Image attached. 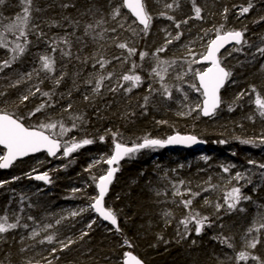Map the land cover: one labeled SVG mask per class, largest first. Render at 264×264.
<instances>
[{
  "label": "trees",
  "instance_id": "1",
  "mask_svg": "<svg viewBox=\"0 0 264 264\" xmlns=\"http://www.w3.org/2000/svg\"><path fill=\"white\" fill-rule=\"evenodd\" d=\"M61 2L34 0V7L41 11H32L25 30L26 39L17 40L16 34L5 37L7 47H0V93H3L0 109L23 118L25 126L47 123L49 118L51 122H62L72 130L60 136L58 123L57 128L48 133L61 140L62 148L64 142L70 145L73 138L77 141L89 138L94 143L81 147L66 159L48 160L39 154L17 162L7 172H0V181L8 182L0 187V216L7 215L8 223L19 221L17 228L0 233V264H48L49 261L52 264H121L125 251L133 253L143 264H257L251 258L237 262L240 251L264 261V229L260 230V243L256 248L247 247V242L257 235L256 232L247 234L249 227L254 221L257 226L264 223V171L259 167L264 164V117L259 115L255 103L257 94L264 98V56L258 52L259 48H264V0H195L196 6L202 9L201 19L194 18L193 0H177L179 7L174 5L172 9L164 5L173 0H160V3L146 0L154 17L146 35L122 9V16L117 21L109 20L105 27H114L117 22L124 27L118 28L116 33L109 31L98 43L84 37L83 24L89 22V17L78 15V9L83 11L88 7L87 0H73L76 7L67 9L59 6ZM117 3L120 0H114V4ZM249 3L252 8L240 15V8ZM225 8L229 9L226 19ZM108 11L110 9L105 7V12ZM161 11L175 20L160 16ZM63 16L80 19L81 26L74 27L63 20ZM123 16H127V20ZM184 20L188 23H181ZM52 21L59 22L60 26L50 27ZM129 25L135 29V34ZM221 25L224 26L221 33L243 32L246 43L234 48L239 49L234 50L236 57L222 60L224 68L232 74L221 93L219 110L211 119L202 120L197 110L192 111L200 102L199 92L194 90V97L185 101L178 99L177 93L181 91L176 89H182L183 81L176 77L184 76L191 68H200L190 62L203 55L206 41L216 35L215 29ZM209 29L212 31L205 35ZM40 32L46 34L44 38L39 37ZM73 32L84 37L83 43L76 42V36L70 35ZM65 35L72 41L71 48L58 41ZM176 35H180L179 40L172 39ZM113 36L116 43H127L137 53L129 57L126 49L117 48L109 38ZM168 39H172V43L157 52ZM53 40L58 41L55 53L49 47ZM17 43L25 47L23 54L12 51ZM59 48L70 51L71 56H61ZM139 52H146L147 56L141 60ZM94 54L97 59L103 56L111 62L104 69L99 65L94 68L95 60L83 62ZM14 55L17 59L13 61ZM41 55L54 58V72L42 70ZM114 56H120L121 60L113 59ZM158 60L168 63L158 66ZM5 61L10 65L5 67ZM153 68H158L163 80L150 74ZM109 73L112 76L104 79L99 94H94L96 80L100 76L108 77ZM62 74L63 80L56 85L54 77ZM125 74L142 78L131 92L124 90L131 86L130 81H123ZM88 80L92 83L86 84ZM162 84L171 92V98ZM253 86L256 92L252 91ZM110 88L117 90L112 92ZM30 92L35 95L21 104L20 98ZM43 92L50 95L44 96ZM85 95L90 97L88 101L84 100ZM42 103L46 107L29 117V112ZM69 104L71 109L65 111ZM74 123L76 128H72ZM175 133L194 135L206 141V147L200 152L147 149L126 158L104 200L105 207L116 213L121 233L96 220L89 228V216L79 215L63 220L34 238L29 237L31 228L51 212L74 204L90 206L96 197L94 184L106 171L105 160L111 155L114 139L132 146L145 136L162 140ZM100 136L105 137L103 142ZM244 140L251 143H242ZM224 167L229 171L224 172ZM45 172L50 190L33 195L41 186L35 176ZM238 172L241 173L239 180L236 179ZM16 177L18 179H14ZM235 187L251 199H242L235 210H228L225 200ZM177 191L180 194L174 195ZM157 192L161 195L157 196ZM188 199L192 200L191 210L209 217L212 226L206 225L197 236L194 225H189L190 234L181 240L177 230L183 233L184 226L179 221L189 211L182 200ZM216 204L222 206L219 213ZM165 211L172 213L167 225L163 217ZM83 233L87 235L81 239ZM217 235L230 237L233 248L212 238ZM48 236L53 237L51 242ZM125 237L132 247H121ZM69 240L72 243L61 251L62 244Z\"/></svg>",
  "mask_w": 264,
  "mask_h": 264
},
{
  "label": "snow or ice",
  "instance_id": "2",
  "mask_svg": "<svg viewBox=\"0 0 264 264\" xmlns=\"http://www.w3.org/2000/svg\"><path fill=\"white\" fill-rule=\"evenodd\" d=\"M5 0H0V4H4ZM156 3H160V0H155ZM88 7L85 8L83 11L77 10L78 15L80 17L87 16L89 17V22H85L83 24V33L84 37H91L93 43H98L99 41H102L105 39V34L109 31L112 33H116L118 28H123L124 24L121 22H117L116 26L108 28L105 27L109 23V20L111 21H117L118 17L122 16V9H128L132 16L135 17V20L133 23H139V25H142L143 28L141 31L146 35L148 33V30L150 28L151 22L153 20V15L149 12L146 0H121L120 3L114 4V0H87ZM20 4L22 6V14H17L16 20L12 23H9L6 26V32H11L15 34L16 32H19V35L17 36V40H19L21 37H25L26 39V33L24 31V26H26L29 21L31 20V13L32 11H41L39 7H34V0H20ZM179 7V4L177 3V0H173V3H167L164 5L166 9H172L174 7ZM59 6L62 9L67 8H75L76 4L73 2V0H62V2L59 4ZM105 7L109 8L110 11L107 13L105 12ZM252 8V4L249 3L247 7L240 8V15L246 14L249 12V10ZM193 11L195 13V19H201V12L202 9L198 6H196L195 0H193ZM229 9L225 8L223 10L225 19L227 18V13ZM160 16L165 17L169 20H175V18L171 15H168L167 12L161 11L159 13ZM107 17V19H106ZM127 16H123L124 20H127ZM190 17L189 19H191ZM63 20L68 21L70 24H72L74 27L79 28L81 26V20L80 19H73L69 16H63ZM181 23H188V20H184ZM60 26L59 22L52 21L50 23V27H57ZM176 27L179 28L180 24L177 23ZM223 25L220 26V28L215 29L216 35L214 39L209 40L207 45V52L206 54L202 55L203 61L210 62V67L205 68L202 71L195 72V76L199 80V85L191 84L189 87L193 88L197 92H201V95L204 97L203 99V105L201 107L200 104H197L195 108L192 109V111H196L199 109L202 111V114L205 116L211 115L215 112L216 108L220 104V97L218 95L219 90L224 86L225 82L228 80V78L231 76V72L226 70L224 67L221 66L220 60L217 58V53L220 52L221 48H224V46L230 42H235L236 44H241L243 41L244 33L241 31H226L221 33V29H223ZM99 29V31H97ZM129 29L133 31L135 34V29L129 25ZM209 31H212V29L206 30L205 35ZM46 34L43 32L39 33L40 38H44ZM70 35L76 36L75 32L71 33ZM84 37L76 36V42L77 43H83ZM112 39L115 46L119 49H126L128 52V56L131 57L132 55H135L137 53V50L134 47H130L127 43L119 42L116 43V37H109ZM172 39L179 40L180 35H176ZM172 39L166 40V44L160 48H158L157 52H162L165 50L167 44L172 43ZM59 42H62L64 45L71 48L72 41L69 39L68 35H65L64 37L58 38ZM58 41L53 40L49 47L51 48L52 52L55 53L58 50ZM0 47H7V41L3 34H0ZM101 48L104 47V45H100ZM25 47L21 44L17 43L15 48L12 49L13 52L23 54L25 52ZM235 51H239V49H234ZM59 51L61 53V56H71L70 51H65L63 48H59ZM258 52L261 56H264V48H259ZM191 54V51L190 53ZM147 56L146 52H139V57L141 60H143ZM17 59V56H13L12 60L14 61ZM79 59V57H77ZM95 60V63L93 64V67L95 68L97 65H99L100 69H104L107 64H109L111 61L106 60L103 56H100L99 59L95 56L87 57L83 61L84 63H87V61ZM113 59L115 60H121L120 56H114ZM40 61L42 64V70L48 73H52L55 71V60L50 55H41ZM123 62V61H122ZM196 59H193L190 62L191 63H198ZM158 66L162 64H167V61H161L158 60ZM10 65L9 61H5L4 66L7 67ZM189 65V66H190ZM136 67V64L133 63V68ZM164 72L167 71V69H163ZM150 74H155L156 76H159L161 80L164 79V76L161 75V72L158 70V68H153L151 70ZM31 74H29L30 76ZM112 76V73L108 74V77L100 76L99 79L95 82V87L92 89V92L94 94H99L102 82L106 78H110ZM64 76L63 74L59 77H54V82L56 85H59L61 81L63 80ZM123 81L125 82H131V86L125 88V92H131L132 88L137 87L141 81L142 78L140 75H128L125 74L122 76ZM177 80H183L184 77L182 75H177ZM86 84H91L92 81L88 80L85 82ZM120 87H123V85H120ZM151 89V86H149ZM161 87L164 89V92L167 93L168 98H171V92L165 85H161ZM116 88H110L109 91L115 92ZM177 91H181L179 87L176 89ZM37 92L40 91L39 88L36 89ZM252 91L256 92L255 86L252 87ZM44 96H49L50 93L43 92ZM0 95H3V93H0ZM30 95H35V93L30 92L28 95H24L20 98V103H24L29 99ZM186 95V94H185ZM240 97H237L239 99ZM90 97L88 95L84 96V100L88 101ZM145 102L147 103L148 97H144ZM255 103L257 105V111L259 112V115L261 117H264V98H261L259 94H257ZM46 107L45 104H40L38 107L35 108L34 111L29 112V117L34 116L36 113L41 112ZM72 105L69 104L65 111L68 109H71ZM231 110V109H229ZM21 117H14L13 114H9L8 112L4 111L3 109H0V145L3 146L4 149H6V152L3 156H0V169H5L10 167L14 161H16L18 158L27 156L31 153L40 152L41 150H46L49 156H56L57 152L61 149V140L55 138L54 134H48L50 130L57 128V125L59 123L60 128V136H63L65 133L71 131L72 129L66 128L62 122H51L49 118V122H41L39 125L31 127V126H25V124L22 122ZM78 119H80L78 117ZM77 125L74 123L72 125V128H76ZM115 137V133L113 134ZM100 141L103 142L105 137L100 136ZM196 137L194 136H170L167 140H161V139H154L149 138L148 136H145L143 138V141L141 143H133L131 147L125 146L123 143L116 142L114 139L115 144V152L112 154L109 158L105 160V162L110 166L106 175H101L99 177V182L96 184V187L99 190V195L94 199V203H91L89 206L91 209H94L95 212L99 214L105 221H109L113 226H115V231L117 233H121V229L118 225L117 215L111 208H105L103 206V200L105 197L106 192L108 191V186L111 184L113 179V174L118 170L115 167H111L114 164H118V162L123 159L125 156H133L135 153L139 152L141 149H155L158 147H164L166 144H177V143H195ZM242 143H251V141L244 140L241 141ZM262 142H264V138H262ZM94 140L89 138H83L79 141H77L75 138L72 139L71 144L69 145L68 142H64L63 144V156L67 157L71 153L75 152L76 150L80 149L81 147L85 145L93 144ZM220 143H224V141H220ZM103 159V157H102ZM203 159L207 160V157H203ZM249 163H254L253 161H249ZM92 165H89V168H91ZM259 167L264 168V164L259 165ZM224 172H228L229 168L224 167ZM241 178V173H236V179L239 180ZM18 179V177L14 178ZM35 179L42 180L45 183L49 182L48 173L45 172L41 175H36ZM8 183L7 181H0V187L3 186V184ZM183 183V181H181ZM157 196L161 195L160 192L156 193ZM180 194L178 191L174 193V195ZM250 200L251 197L244 196L241 193V189L239 187H235L232 189V192L228 194V198H226L225 203L227 204L228 210H235L237 208V205L240 203L241 200ZM183 206L188 209V215L181 219L179 221L180 225L184 226V232L181 233L179 229L177 230V235L181 240L187 238V234H190L191 229L189 228V225H194V232L197 236L201 235L206 225L208 227L212 226V222L209 217L207 216H201L199 212H193L190 208V205L192 204V200H182ZM207 203V201H206ZM216 212L219 213L221 211L222 206L220 204H216ZM88 208H82L80 209V212L88 211ZM243 211V209H240ZM78 212H72L71 215L76 216L78 215ZM172 216V213L170 211H165L163 213V217L165 219V224H169L171 221L169 217ZM29 219H32V217H29ZM94 222V221H93ZM19 221L17 220V223H8V216H0V233H6L10 229H15L18 227ZM59 223V221H57ZM27 227V225H24ZM50 227V225H49ZM89 228H91V224H89ZM264 229V223H259V225H256V222H253V226L249 227L247 230V234H251L253 232H256L257 235L253 237L250 241L247 242V247L251 249H255L257 244L260 243V237L259 233L260 230ZM37 235V233H33V236ZM84 235H87V233H83L81 236V239ZM159 239H162V237H158ZM213 239L219 240V242L223 245H226L228 248H233V244L230 242V237H223L221 235H217L212 237ZM48 242H51L53 240L52 236L47 237ZM43 241H41L42 243ZM179 242V241H178ZM72 243L71 240L67 244H62L61 251L69 247V245ZM193 244L196 243L195 240L192 242ZM132 247V244L128 240L127 237L123 239V243L121 247ZM23 251V249H21ZM56 249H53V252H55ZM124 259L122 264H142V262L131 252L125 251L123 253ZM249 258L252 260L257 261V264H264V261H261L260 257L251 254L246 251H240L237 256L236 260L239 261H247ZM31 264V262H29ZM48 264H52L51 261L48 262Z\"/></svg>",
  "mask_w": 264,
  "mask_h": 264
},
{
  "label": "rangeland",
  "instance_id": "3",
  "mask_svg": "<svg viewBox=\"0 0 264 264\" xmlns=\"http://www.w3.org/2000/svg\"><path fill=\"white\" fill-rule=\"evenodd\" d=\"M12 7L13 9L9 12V8ZM22 14V6L20 4V0H5L4 4L0 5V34H3L5 37H7L8 35H19V32H16L15 34L11 33V32H6V26L9 23H12L16 20V16L17 14ZM28 28V24L26 26H24V31L27 30ZM211 40V39H209ZM209 40L206 41V46L208 45ZM187 49H191L190 46H186ZM225 59H230L233 57H236L237 54L234 50H230L228 51L225 55H224ZM204 70V67H200L199 69L196 68H191L188 71H186L184 73V79L182 80V89H181V95L183 97L186 98H193L195 95L194 89L189 87V85L194 84L195 83V72L197 71H202ZM186 94V95H185ZM200 94V92H199ZM197 112H199V109H197ZM58 160L62 159V156L57 157ZM29 189V188H28ZM27 189V190H28ZM49 187L47 186V184H42L41 186H39L35 191H33V195H37L43 191H49ZM31 192V189H30ZM82 208H88V211L85 212H80V209ZM72 212H78L79 215H86L89 216L88 218V225L93 223V214L91 212V209L89 206L86 205H81V204H74L71 206H67L65 208H62L61 210L58 211H53L51 212L49 215H46L42 220H40L37 225H35L34 227L31 228L30 232H29V237L30 238H34L36 237L38 234H40L43 231H46L56 225H58L59 223H61L63 220H66L68 218H74L75 216L71 215ZM57 221H59V223H57ZM50 225V227H49ZM88 227V226H87ZM86 227V228H87ZM37 233V235L33 236V233Z\"/></svg>",
  "mask_w": 264,
  "mask_h": 264
},
{
  "label": "water",
  "instance_id": "4",
  "mask_svg": "<svg viewBox=\"0 0 264 264\" xmlns=\"http://www.w3.org/2000/svg\"><path fill=\"white\" fill-rule=\"evenodd\" d=\"M124 11L129 15V17H130L133 21L135 20V17L131 15V13H130V11H129L128 9L125 8ZM135 24H136L140 29L143 28V26H142V25H139L138 22L135 23ZM236 45H238V44H236L235 42H230V43L226 44V45L224 46V48H221V49H220V52L217 53V58H218V56H219L222 52H224V51L227 50L228 48H230V47H232V46H236ZM206 52H207V49H206ZM206 52H205V54H206ZM198 64H199V65H207L208 67L211 66V65H210V62H208V61H203L202 58L199 60ZM195 82H196V85L198 86V85H199V80H198V78H197L196 76H195ZM225 83H226V82H225ZM224 85H225V84H224ZM223 87H224V86H223ZM223 87H222V88H223ZM222 88L219 90L218 95L220 94V91L222 90ZM201 92H202V90H201ZM201 92H200V93H201ZM203 99H204V97L202 96L201 107H202V105H203ZM219 106H220V104H219ZM219 106L216 108V110L219 108ZM216 110H215V111H216ZM213 114H214V113H213ZM213 114L208 115V116H205V115L202 114V111H200V116H201V118H203V119H208V118L212 117ZM176 135H179V136H190V135H180V134H172V135H170V136H176ZM170 136H168V137H170ZM168 137L165 138L164 140H167ZM125 146H127V147H131V146H129V145H125ZM204 146H205V143H204L203 141L198 140V139L196 138V142H195V143H187V144H184V143L166 144L164 147H158V148H155V149H162V150H166V151H171V150H180V151H184V150H185V151H187V150H194V151H195V150H201V149H203ZM0 150L2 151V155H1V156H3L4 153L6 152V149H4L2 145H0ZM78 150H79V149H78ZM60 151H61V149L57 152L56 156H49L46 150H41L40 152L31 153V154H29V155H27V156H24V157L18 158L16 161L13 162V164H12L10 167L5 168V169H0V172H7V171H9V170L12 168V166L15 165L17 162L23 161V160H25V159H28V158L34 157V156L39 155V154H43V155H45V156L47 157L48 160L55 159V158L59 155ZM76 151H77V150H76ZM76 151H75V152H76ZM114 152H115V144L112 146V149H111V155L114 154ZM73 153H74V152H73ZM71 154H72V153H71ZM111 155H110V156H111ZM67 157H68V156H67ZM125 159H126V156H125L123 159H121V160L118 162V164H114V165H112L111 167H115V168H117V166L121 165V164L125 161ZM109 167H110V166L106 163V170H107V171H108ZM263 170H264V168H263ZM107 171H106V173H105L104 175L107 174ZM115 173H116V172H115ZM115 173L113 174L112 182H111V184L108 186V191L106 192L105 197H106V195L108 194L111 185L113 184V181H114V178H115ZM38 182H41V183H43V184H46V183H45L44 181H42V180H38ZM98 182H99V180L95 183V186H94V187H95V194H96L97 196L99 195V190H98V188L96 187V184H97ZM105 197H104V198H105ZM103 201H104V200H103ZM93 203H94V202H93ZM92 211H93V213L95 214V216H96L101 222L105 223L106 225L110 226L112 229L115 230V226H113L109 221H105L101 216H99V214H98L97 212H95L94 209H92ZM123 259H124V257H123ZM122 262H123V260H122ZM122 262H121V264H122ZM142 264H143V263H142Z\"/></svg>",
  "mask_w": 264,
  "mask_h": 264
},
{
  "label": "bare ground",
  "instance_id": "5",
  "mask_svg": "<svg viewBox=\"0 0 264 264\" xmlns=\"http://www.w3.org/2000/svg\"><path fill=\"white\" fill-rule=\"evenodd\" d=\"M120 2H121V0H120ZM1 5V4H0ZM12 8V7H11ZM124 10V9H123ZM11 10H10V8H9V12H10ZM137 26V25H136ZM138 27V26H137ZM139 28V27H138ZM223 34V33H222ZM215 38V36L212 38V39H214ZM243 39H244V36H243ZM242 44V43H241ZM241 44H238V45H236V46H232V47H230V48H228L227 50H225L224 52H222L219 56H218V59L220 60V63H221V66L222 67H224L223 65H222V60L223 59H225L224 57V55L228 52V51H230V50H234V48H236V47H238V46H240ZM206 49H207V46H206V48H205V51H204V53H203V55L205 54V52H206ZM202 58V56L197 60V61H199L200 59ZM197 64V66H199V67H204V69L205 68H207L208 66L207 65H199L198 63H196ZM226 69V68H225ZM227 70V69H226ZM194 78H195V76H194ZM228 80H229V78H228ZM227 80V81H228ZM227 81H226V83H227ZM196 83V82H195ZM226 83H225V85H226ZM225 85H224V87H225ZM224 87L222 88V90L220 91V94H219V97H220V106H221V93H222V91H223V89H224ZM177 97H178V99H180V100H183V101H185L186 100V97H183L181 94H178L177 93ZM201 102H202V95H201V93H200V102H199V104L201 105ZM220 106H219V108H220ZM219 108L214 112V114H213V116L215 115V113L219 110ZM198 116H199V118L200 119H202V120H209V119H211L212 117H210V118H208V119H203V118H201V116H200V110H199V112H198ZM175 134H177V133H175ZM180 135H190V136H194V135H191V134H180ZM194 137H196V136H194ZM167 138V137H166ZM198 140H200V141H203L204 143H205V146H204V148L206 147V141H204V140H202V139H199L198 137H196ZM162 140H164V139H162ZM142 142V141H141ZM140 142V143H141ZM130 146V145H129ZM203 148V149H204ZM147 149H150V148H146V149H141L140 151H145V150H147ZM203 149H201V150H187V151H193V152H200V151H202ZM151 150H162V149H151ZM162 151H166V150H162ZM171 151H180V150H171ZM171 151H166V152H171ZM183 152H185V150L183 151ZM71 155V154H70ZM69 155V156H70ZM60 156H62V158H68V157H64L63 156V148L61 147V151H60V153H59V155L57 156V157H60ZM56 157V158H57ZM128 156H126V158H127ZM126 160V159H125ZM122 165V164H121ZM121 165H119V166H117V169L119 170V168H120V166ZM118 170L116 171V173H115V175L117 174V172H118ZM262 170H263V168H262ZM107 171V170H106ZM106 171H105V173H106ZM264 171V170H263ZM104 173V174H105ZM103 174V175H104ZM99 180V179H98ZM97 180V181H98ZM96 181V182H97ZM95 182V183H96ZM47 184V183H46ZM94 186H95V184H94ZM95 188V187H94ZM107 196V195H106ZM96 197H97V195H96ZM106 198V197H105ZM105 198H104V200H105ZM94 202V200L92 201V203ZM91 205V204H90ZM103 206L105 207V205H104V201H103ZM106 208V207H105ZM91 209V208H90ZM91 212H92V214H93V220H96L97 222H99L100 224H102V225H104V226H106V227H108V228H110L112 231H115L114 229H112L110 226H108V225H106L105 223H103V222H101L96 216H95V214L93 213V211H92V209H91ZM89 226V225H88ZM133 254V253H132ZM134 255V254H133ZM124 257V256H123ZM122 260H123V258H122ZM140 260V259H139ZM141 261V260H140ZM122 262V261H121ZM142 262V261H141Z\"/></svg>",
  "mask_w": 264,
  "mask_h": 264
}]
</instances>
